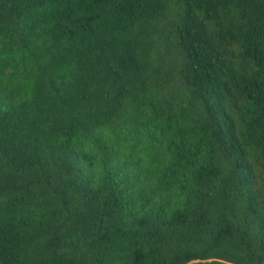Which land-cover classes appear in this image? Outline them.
Instances as JSON below:
<instances>
[{
    "label": "trees",
    "instance_id": "16d2710c",
    "mask_svg": "<svg viewBox=\"0 0 264 264\" xmlns=\"http://www.w3.org/2000/svg\"><path fill=\"white\" fill-rule=\"evenodd\" d=\"M0 264H264V0H0Z\"/></svg>",
    "mask_w": 264,
    "mask_h": 264
}]
</instances>
